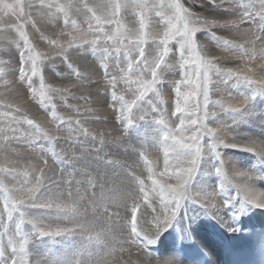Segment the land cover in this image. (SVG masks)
<instances>
[{"label":"rangeland","instance_id":"obj_1","mask_svg":"<svg viewBox=\"0 0 264 264\" xmlns=\"http://www.w3.org/2000/svg\"><path fill=\"white\" fill-rule=\"evenodd\" d=\"M3 2L15 3L16 0H3ZM67 2L69 0H45V4H63ZM96 2L98 0H87L89 6ZM124 2L125 0H110L111 4H123ZM147 2L151 5L152 0H147ZM239 2L245 3L247 0H239ZM179 3L203 19L217 20L221 23L224 21H236L237 23L232 26L222 28L213 26L211 31L215 32L217 36L234 40L236 43L244 45V49L249 53L255 49L254 57L246 55L243 50L238 52L218 46L215 40L203 30L197 32L196 39L198 45L204 47L202 54L216 58V62L221 64V66L234 70L239 69L243 74H253V71H251L252 63L259 61L258 59H261V56L264 55V33H257L260 39H256L252 35V31H255V28L250 22L239 23L238 8L232 14H225L220 10H215L211 0H179ZM215 3L220 4L221 0H215ZM23 4L24 13L19 18L11 12L0 11V62H2L0 63V69H2L0 71V102L4 105L12 106L11 108L0 107V111L11 112L13 116L26 117L33 120L40 125L41 135L43 132H47L54 137V140L49 143L47 140L39 139L32 145L23 142V140H11L7 145L0 142V168L10 170L9 172H0V180H3L4 184L9 188V195L13 198L19 197L27 200V196L17 190L25 184L29 188L34 186L36 179L40 177V172L37 169H43L46 177H50L54 181H61L62 178L67 177L68 172L80 173L83 170L97 177L95 186L88 189L86 198L81 204L84 212L82 213L83 216L79 217V220L86 225L87 223L89 224L90 220L88 219L95 214L89 197L93 192L97 195L100 194L101 184H103L105 191L118 187L120 189L119 195L123 196L125 193L138 190L140 180L144 181L146 190L150 191L152 187V179L150 177L161 180L162 183H175V179L170 176L163 178L160 176V173L164 172V145L159 140L163 138L164 131L167 129L178 131L180 118L182 117V113L176 112V82L183 78V72L179 68L178 44L175 41L169 43L171 51L164 57V60L166 64L173 67L169 70H164V65L161 66L163 76L161 77V83L156 86V91L149 92L143 100L137 101L135 105H132L131 110L125 114L126 119L121 120L118 118L121 106L123 104H131L139 94V85L136 81L141 78V75L143 79L151 80V74L147 71L143 74L131 72L129 73L131 80H126L124 79L125 73L120 71L121 68L127 69V57L123 51L119 54L118 59L115 54H103L104 48H108L110 51L114 49L115 45H113L112 41H107L106 38L100 39L95 50L90 43L81 44L79 39L81 37L85 41H91L94 36L101 35L100 33H90L88 31V20L83 11L77 12L73 9L69 14V21H75V26H73L70 22L66 24L64 14L56 9L41 8L40 0H23ZM29 4H31V7H29ZM228 7H230L229 3L224 0L222 8ZM139 11L136 8H121L117 11L115 17L112 18L120 21L122 32L131 30L128 33L131 35L138 32L140 28ZM165 11L167 10L165 9ZM51 12L56 13L54 19L49 18V13ZM110 12L111 8L109 9ZM97 14L104 15L102 12ZM145 16L147 22L145 31L149 34L147 43L144 45L145 55L151 60L158 56L162 50L158 47V42L163 38L167 25L165 18L157 16L155 12L145 10ZM92 23L95 25V20ZM17 25H22L23 31L27 34L35 53L39 54L40 57L38 60L40 71L38 75L31 77L32 87L39 89L41 77H43V83L46 88L67 89V91H49L48 96L51 99L50 102L46 101L48 103L47 107L41 105L38 97L32 96L27 78L23 81L20 80V68L28 69L30 62H24L23 64L21 62L20 53L25 51V49L23 47L24 41L20 37L19 32L16 31L15 26ZM116 27L115 24H105L104 30L113 35L116 32ZM74 37L77 39L69 47V41H73ZM133 38L135 37L133 36ZM50 40L57 43H49ZM252 41H255V43L253 44ZM17 44L20 47H17ZM57 45L62 46V49ZM62 52L63 54H61ZM136 55L133 52V56L135 57ZM241 56H243V59L240 58ZM104 63H107V69L103 67ZM106 71L109 74L107 77L105 75ZM189 72H191V68H189ZM112 77L116 78L114 85L110 83ZM190 90L187 85H180L181 93H187ZM229 91H231V95H228ZM245 91L250 90H227L215 75L212 76V82L209 85L210 100H223L226 105L234 108L239 107L241 110L228 113L226 109L221 110L219 106L212 103L209 104V112H215L216 116H210L207 125L218 132L225 142H233L230 137H237L238 140L253 138L257 143L264 141V96L257 95L254 100L246 101ZM113 92L117 96L116 100L112 98ZM180 99L183 101V96ZM53 106H55L56 115L61 117L62 120L53 116ZM245 106H251L253 111L248 116H244L245 109L243 108ZM17 108L20 109L19 112L16 111ZM197 115L199 116L200 113L198 112ZM240 115H243V119L247 117L246 122L234 125L229 124L232 119H240L238 118ZM70 118L80 120L79 126L88 129L92 135L81 134L70 138L73 134L66 123ZM128 118L132 121L130 125L127 123ZM161 118L166 120V128L158 123ZM9 120L0 117V127H5ZM217 124L221 125L222 128L220 130L215 129ZM79 126L73 123L71 127L75 129ZM11 127L18 128L19 131H9L7 133L9 137L36 131V129L23 121L19 124L12 123ZM186 135H190V133H186ZM100 137H103V144L100 143ZM208 139L209 137H205V142ZM243 143H248V141L243 140ZM40 144L44 145L43 151L38 147ZM48 149H51V151ZM218 151H220L221 158L224 160V171L230 179L240 183L241 181L236 177L235 170L245 172L251 170L254 173L249 172L247 186L250 189L253 186L258 196L264 194V163H261L256 154L236 148L224 149L220 147ZM53 152L58 153L60 157L68 154L74 167L61 165L57 157L53 156ZM45 161H47V164L44 163ZM174 163L175 160L170 154V168ZM216 166L218 165L216 164L215 155L209 149H205L195 176L196 180H193L190 190L194 196L203 197L205 193H209V196L206 202L204 199L199 200L197 203L190 200L185 202L186 205H191L193 210L196 208L204 213L206 212L205 216L208 220L215 216L209 210L208 202L213 203L209 206L215 208L216 204L222 201L225 203L224 207H226L230 197L235 198L236 195L231 188L227 192H220L221 177L215 172ZM149 169H151V172ZM24 173H27V176ZM76 178L85 179L86 177L77 175ZM44 182L45 184L49 183L47 179ZM63 187H68V185L65 184ZM213 189H215V192H213ZM42 191L43 188H41ZM39 195L40 192L37 193V196ZM4 200V192L0 188V232L4 231L3 225L5 224L10 228L13 227V222L8 220V207L5 206ZM215 201H217L216 204ZM158 202V200L153 198L151 200V208L147 209L152 210L154 205L157 212H159L160 205ZM201 203L205 204L207 210L199 205ZM142 206L145 207V204L142 203ZM131 207L132 203L130 200V203L127 201V207L123 204L120 206L111 205L108 215L103 214L102 211L96 212H102L101 215L106 217L101 219H107L106 223L112 224L115 220L110 218L114 217L111 213H116L120 211L118 210L119 208H122L124 212L130 214ZM140 207L136 211L137 219L139 216L142 217V212L139 213ZM24 210L21 209V211ZM184 210L185 208L182 207L181 212L184 213ZM27 211L29 212L27 218L29 220L36 218L43 224H51L53 227L59 223L58 221L44 219L43 216L45 215L51 218V214L46 213L42 209H27ZM228 213L229 215L225 214L227 220L232 211H228ZM145 215L151 218L150 214ZM205 216L203 217L207 222ZM130 217L131 214L129 219ZM18 218V212H13V221H18ZM217 218L221 222L227 221ZM92 219L94 232L92 230L89 231L88 229H91L89 227L85 230L77 229L71 234L55 238L34 237L29 246L30 264L31 261L32 264H42L43 260L49 261L50 264H68L69 261L81 258L83 254L80 248L82 243H92L100 251L103 250L105 242L112 246L107 235L108 241L105 240L103 228L97 225L101 221L99 216ZM119 219L122 220L123 216H119ZM185 220H192V223H185L181 227L188 230L193 226L192 229L196 231L199 223L197 217L192 216L189 219L186 216ZM204 220L202 222L204 225L202 231L207 234L208 238L212 239L211 234L208 233L212 231V226L208 222L205 224ZM213 224L218 226V228L221 227L219 221L214 220ZM224 225L227 224L224 223ZM60 226L73 227L72 224H61ZM23 227L25 231L31 230V225L27 221ZM173 227L174 225L167 228L166 230L171 232L166 233L165 230L157 239V241L165 240V246L161 247L159 242L155 243L159 249L156 254L163 260L175 261L177 258H175L174 250L176 228L174 229ZM89 232H92L93 236H88L87 238L85 235ZM98 233L102 234L99 241H97ZM227 233L228 231L224 236ZM172 241H174V244ZM219 241L218 243L221 245L222 241L220 239ZM181 242L180 239L177 244ZM202 244L207 245V243ZM85 254H88V252H85ZM116 255L120 258L126 257V253H121V255L117 253Z\"/></svg>","mask_w":264,"mask_h":264},{"label":"snow or ice","instance_id":"obj_2","mask_svg":"<svg viewBox=\"0 0 264 264\" xmlns=\"http://www.w3.org/2000/svg\"><path fill=\"white\" fill-rule=\"evenodd\" d=\"M215 10H220L225 14H232L235 10L239 9V23L250 22L255 31H252V35L256 39H260L257 33H264V0H247L245 3H240L239 0H227L230 7L222 8L224 0H221L220 4H216L215 0H211ZM31 7V4H29ZM40 7H47L48 9H56L58 12L64 14L65 23L69 22L75 26V21H69V14L75 9L77 12L83 11L88 20V31L90 33H100V36H94L91 41H85L83 37L79 38L80 43H90L94 50L100 39L112 41L115 45L114 49L110 51L108 48L103 49L104 55L115 54L117 59L119 54L123 51L127 57V69L121 68L120 71L125 73L124 79L131 80L129 73L136 72L143 74L145 71L151 74V80H145L139 78L136 83L139 85L138 96L136 100L131 104H123L120 108L121 120L126 119V112L131 110V106L135 105L137 101L143 100L149 92L156 91L157 84L161 83V77L163 76V70L161 66L164 65V70H169L173 66L165 63L164 57L171 51L169 43L175 41L179 46L180 63L179 68L183 72V78L176 82V112L182 113L180 118L179 130L167 129L164 131L163 138L159 140L164 145V172L160 173V176H170L175 179V183H162L161 180H157L153 177L152 187L150 191L146 190V185L143 180L139 181V188L134 192L125 193L123 196L119 195L120 189L114 187L112 189L104 190L103 184L100 185L101 192L97 195L95 192L91 193L89 200L92 205V210L102 211L103 214L108 215L110 212V206H120L123 204L127 207V201H132L131 217L128 220L127 234L118 239L113 237L114 246L110 247V253L108 257V264L117 259V253H125L127 249L123 246L125 244L135 245L137 249L143 253V259L145 264H175L173 260H163L153 253L151 246L154 245L163 231L169 228L173 221H175L180 209L184 207L186 201H192L197 203L199 200L204 199L207 201L209 193H205L203 197L194 196L190 190L197 171L202 155L205 153V149H209L211 153L215 155L216 166L215 172L220 175L221 182L219 184L220 192H227L231 188L236 197L239 200L249 202L252 205L264 208V194L257 196L256 193L247 186L249 180L248 171H236V177L241 181L235 183L230 179L224 171V160L221 158V153L218 151L220 147L224 149L236 148L243 151H249L258 156L261 163H264V141L257 143L253 138L238 140L237 137H230L233 141L231 143L225 142L218 132L211 129L207 125L209 117H215V112H209V104L212 103L219 106L221 110H227L228 113L237 112L240 108H234L226 105L223 100H210L209 85L212 82V76L215 75L219 81L224 85L227 90L241 91L242 89H248L246 91L245 99L254 100L257 95L264 96V79H254L252 75L243 74L239 69H232L223 67L216 62V58L208 57L204 52V47L198 45L196 34L203 30L207 32L212 39L215 40L218 46L226 49L241 51L243 50L246 55L250 57L255 56V49L251 53L244 49V45L236 43L234 40L225 39L217 36L211 29L213 26L226 27L235 25L236 21H224L223 23L217 20L203 19L198 14L192 12L190 9L184 7L179 0H152L151 5L147 0H125L123 4L116 3L111 4L110 0H98L92 6H89L87 0H69L67 3H47L45 0H40ZM111 12L109 13V9ZM121 8H136L139 9L140 16V28L138 32L129 35L131 30L121 31L120 21L113 19L117 11ZM165 9L167 11H165ZM145 10L155 12L157 16L165 18L167 28L163 33V38L159 40L158 47L162 50L158 56L153 59H149L145 55L144 45L147 43V36L149 35L145 29L147 28ZM0 11H8L13 15H20L24 13L23 0H16L15 3H4L0 0ZM98 12L104 13V15H98ZM90 13V15H89ZM56 17L55 12L49 13V18L54 19ZM95 20V25L92 21ZM105 24H115L116 32L110 35L104 30ZM34 25V22H33ZM16 31L19 32L20 37L23 39V47L25 51L20 53V59L22 64L24 62H30V67L25 69L20 68V80H25L31 88L32 96L38 97L42 106L47 107L50 102L48 96L49 91H67L46 88L43 83V77H41V86L39 89L32 87V76L39 74L40 66L38 60L39 54L35 53V50L29 41L27 34L23 31L22 25L15 26ZM133 36L135 38H133ZM77 38H73V41H69V47L75 42ZM49 43H57L50 40ZM254 44L255 41H252ZM58 47L62 46L57 45ZM17 47H20L17 44ZM133 52L137 55L134 57ZM63 54V52L61 53ZM243 59V56L240 57ZM2 63V62H0ZM71 67V65H69ZM103 67L107 69V63H104ZM191 68V72H189ZM2 71V69H0ZM31 73V75H29ZM106 77L109 75L105 72ZM116 82V78L112 77L110 83L113 85ZM7 83V82H5ZM185 84L191 90L187 93H181L180 85ZM158 94V92H157ZM231 95V91L228 92ZM183 96V101L180 97ZM64 98V97H62ZM113 100L117 99L115 92L112 93ZM66 99V98H64ZM122 99V98H120ZM191 102V103H190ZM71 107V105H69ZM0 107L11 108V105H4L0 102ZM55 106H53V116L56 119L62 120L55 112ZM17 112L20 109H16ZM200 113L198 116L197 113ZM163 117V113L161 112ZM0 117L5 120H9V123L5 127H0V142L5 145L11 142V140L21 141L32 145L39 139L47 140L52 143L54 137L50 136L47 132H43L41 135L40 125L36 124L33 120L26 117L13 116L11 112L0 111ZM143 118V117H142ZM21 121L27 123L30 127L36 129L35 132L28 134H21L20 136L9 137L7 133L17 132L18 128H12L11 124H19ZM69 130L72 132V137L78 135H92L88 129L79 126L80 120L69 119L67 122ZM75 123L79 127L72 129V124ZM127 123H132L131 119H127ZM158 123L167 127L165 119L161 118ZM190 133V135H186ZM205 137H209L205 142ZM100 143L103 144V137H100ZM243 140H247L248 143H243ZM41 151L44 150V145L38 146ZM51 151V149H48ZM53 156L57 157L59 163L65 167H74L73 162L69 159V155L65 154L64 157H60L58 153L53 152ZM173 156L175 163L171 166L169 164V156ZM47 164V161L44 162ZM9 169L0 168V172H9ZM14 171V170H12ZM40 172V177L36 179L34 186L27 187L23 185L17 191L24 193L27 196V200L16 197L13 198L9 195V188L4 184L3 180H0V188L3 189L5 196V206L8 207V220L13 222V227L3 225L4 231L0 232V264H22L21 257H24L23 264H30V242L34 237H60L63 235L71 234L77 229L84 230L85 225L79 220V217L84 212L81 207L82 202L86 198L88 189L95 186L97 177L92 176L81 170L80 173L68 172L67 177L62 178L61 181H54L50 177H46L43 169H37ZM151 172V169H149ZM254 173V172H253ZM27 176V173H24ZM77 175H83L85 179H77ZM45 179L49 181L45 184ZM68 187H63V185ZM41 188L43 191L41 192ZM26 190V191H25ZM40 195L37 196V193ZM215 192V189H213ZM156 199L159 201L160 211L157 212L155 208H152L151 218L142 214V222L138 224L136 211L141 206V203L145 204L146 208H151V200ZM238 199H229L228 204L232 207L237 204ZM9 205H11L9 207ZM201 207L207 210L204 203L199 204ZM21 209H25L21 211ZM27 209H42L46 213L51 214V218L48 215L43 216L44 219L58 221L59 223L53 227L51 224L45 225L40 220L33 218L27 219L29 212ZM13 212H18V221H13ZM113 216L119 217V212L112 213ZM127 218V217H125ZM31 225L30 231L24 230L25 223ZM61 224H72L73 227L60 226ZM14 229V230H13ZM91 231V229H88ZM102 234H97V241H99ZM23 249V252L21 251ZM91 258L90 254H82L81 260L87 261ZM73 261V260H72ZM69 261L68 264H72ZM32 264V261H31Z\"/></svg>","mask_w":264,"mask_h":264},{"label":"bare ground","instance_id":"obj_3","mask_svg":"<svg viewBox=\"0 0 264 264\" xmlns=\"http://www.w3.org/2000/svg\"><path fill=\"white\" fill-rule=\"evenodd\" d=\"M258 60L259 61H254L252 63L253 65L252 70H251L253 71L252 75L254 79H264V55H262L261 59L259 58ZM243 109H245L244 116H248L249 114L253 112L251 110V106H245ZM238 118L240 119L230 120L229 124L231 123L234 125L237 123H244L246 122V119H247V117L243 119V115L242 116L240 115ZM221 128L222 127L220 124H217L215 126L216 130H220ZM251 189L256 193V189H254L253 186L251 187ZM256 195L258 196L257 193ZM230 198L233 200L238 199L236 195H235V198L234 197H230ZM217 201H215V204L217 203ZM128 202L130 203V200H128ZM237 202L241 204L237 203L235 204L234 207H232L227 203L226 207H224L225 203L221 201L216 204L219 207L216 206L215 208L212 206H209V205H212L213 203L208 202L207 206L210 208L209 210L213 213V215L216 216V217L215 216L212 217V219L210 218L209 220L205 216L206 212L204 213L202 210H198L196 208L193 210V207H191V205L189 206V204L187 205L185 204L184 213H182L180 209L175 221H173L172 223V225H174L173 228L174 229L176 228L175 235H174L175 244H174V241H172L174 244V250H175V255H176L175 258L177 257L175 260V264H188V263L189 264H259L258 261L261 258V253H262V248L264 247V243L263 242H260L258 244L252 243L251 239L249 238L251 236H255L259 234V231L264 227V208L252 205L249 202H245L239 199L237 200ZM152 204H153V201H152ZM152 208H156V207H154L153 205ZM118 210H120L118 211L120 214L119 216L120 217L123 216L122 220H120L119 217H116V216L114 217L109 216L111 219H114L115 221L112 224H107L106 223L107 219H101V218H105L106 216L101 215L102 212H95V214L90 219H88L91 221V223L89 221L90 226L87 223L85 225V229L91 227V230L93 231V228H92L93 219L92 218L99 216L101 221L98 222L97 225L98 227L103 228L105 240L108 241V238H109V243L112 244V246H114L113 237L122 239L127 234V231H128L127 220L129 219V216L131 214V213L128 214L124 212V209L122 208L121 209L119 208ZM228 211L230 212L232 211V213L230 214V216H228L229 218L227 220V217L225 214L229 215ZM140 212H142V214L144 215L145 214L151 215L152 210H149L143 207L141 203L139 213ZM202 215L205 216L208 224L212 226V231L208 233L211 234V237L214 241L208 238L207 234H204L202 231V228L204 227V225L202 224L204 217ZM186 216L189 219L192 216L197 217V220L199 223L197 222L198 225L196 227V231L195 229L194 230L192 229L193 226L192 228H189L188 230H185L181 227L185 223H188V224L192 223V220H185ZM217 217L222 218L223 220H227V221L221 222ZM148 218L150 219V216H148ZM214 220L219 221L222 228L221 227L218 228V226H215L213 224ZM137 222L138 224L142 222L141 216H139V218L137 219ZM207 222L204 220L205 224H207ZM224 223L227 225H224ZM233 224H238V226L242 225L244 228H246V232L242 233L240 231L229 229ZM227 231H228L227 235L224 236ZM167 232H171V231L166 230V233ZM106 235L108 236V238L106 237ZM85 236L87 238L88 236L92 237L93 233L89 232ZM180 239L182 242L180 244H177V241H179ZM219 239L222 241L221 245L218 243L220 242ZM156 242H159L161 247L165 246V243H166L165 240L163 241L159 240ZM201 242L207 243V245H203ZM123 246L127 249V251L125 252L126 257L125 258L117 257V259L119 258V261L121 262V264H136L137 261L143 258V253L140 252L135 245L125 244ZM80 248L83 251V254H85V252H88V254H90L91 256L99 254L100 252V249L97 247H94L92 243L91 244L82 243ZM151 248L152 250H154L155 252L154 254H156L157 251L159 250L157 247V244L152 245ZM182 260L188 263L183 262ZM153 264H155V261H153Z\"/></svg>","mask_w":264,"mask_h":264},{"label":"clouds","instance_id":"obj_4","mask_svg":"<svg viewBox=\"0 0 264 264\" xmlns=\"http://www.w3.org/2000/svg\"><path fill=\"white\" fill-rule=\"evenodd\" d=\"M104 245L105 247L102 251L99 252V254L91 256V258L88 259L86 262L82 261L81 259H74L72 261V264H108V257L111 246L107 242H105ZM21 251L23 252V249H21ZM24 259V257H21L22 264L24 262ZM42 264H50V262L47 260H43ZM111 264H121V262L118 259H115L111 262ZM136 264H145V261L142 258L141 260L137 261Z\"/></svg>","mask_w":264,"mask_h":264}]
</instances>
